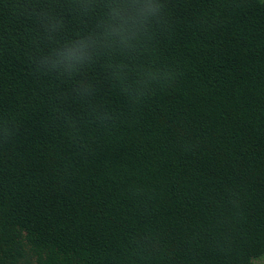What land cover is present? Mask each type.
Returning a JSON list of instances; mask_svg holds the SVG:
<instances>
[{"label":"trees","instance_id":"obj_1","mask_svg":"<svg viewBox=\"0 0 264 264\" xmlns=\"http://www.w3.org/2000/svg\"><path fill=\"white\" fill-rule=\"evenodd\" d=\"M0 264H264V0H0Z\"/></svg>","mask_w":264,"mask_h":264},{"label":"clouds","instance_id":"obj_2","mask_svg":"<svg viewBox=\"0 0 264 264\" xmlns=\"http://www.w3.org/2000/svg\"><path fill=\"white\" fill-rule=\"evenodd\" d=\"M72 51V55L70 57H67L68 59H74L76 58V52L79 51L78 49L76 50H71Z\"/></svg>","mask_w":264,"mask_h":264}]
</instances>
